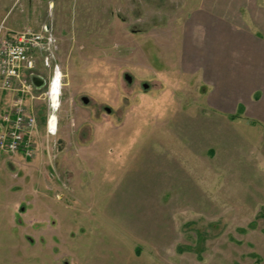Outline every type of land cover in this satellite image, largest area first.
<instances>
[{
	"label": "rangeland",
	"instance_id": "rangeland-1",
	"mask_svg": "<svg viewBox=\"0 0 264 264\" xmlns=\"http://www.w3.org/2000/svg\"><path fill=\"white\" fill-rule=\"evenodd\" d=\"M242 2L0 0L8 33L54 38L35 155L0 154V264H264V70L234 79L215 19L193 21L256 43L264 5Z\"/></svg>",
	"mask_w": 264,
	"mask_h": 264
},
{
	"label": "built area",
	"instance_id": "built-area-1",
	"mask_svg": "<svg viewBox=\"0 0 264 264\" xmlns=\"http://www.w3.org/2000/svg\"><path fill=\"white\" fill-rule=\"evenodd\" d=\"M8 31L0 25V90L9 95L7 107L0 116V154L20 153L30 159L37 150L39 129L37 115L27 102L35 99L33 91L37 89L29 76L40 55L47 54L49 58L54 38L47 27H24L10 34ZM45 64L48 65V59ZM44 95L50 102L49 90ZM47 131L52 133L49 126Z\"/></svg>",
	"mask_w": 264,
	"mask_h": 264
},
{
	"label": "crops",
	"instance_id": "crops-1",
	"mask_svg": "<svg viewBox=\"0 0 264 264\" xmlns=\"http://www.w3.org/2000/svg\"><path fill=\"white\" fill-rule=\"evenodd\" d=\"M239 1L242 2V0H239ZM248 1L249 0H243L244 3L242 2V4L247 5L249 3ZM252 1H253V5H259V6L264 5V0H252ZM210 18H214L215 21L217 22L215 26H212L213 31H216L218 35H222L219 37L223 38L222 40V42L224 43L223 50L225 53H227V56H228L226 64L228 65V68H231L232 72L234 71L236 72L235 75L233 74L234 79H237V76H239V71H241L242 78L252 77L256 79L258 76L257 75L255 76V74L258 72V70L259 69L261 71L264 70V9H263V12H260V15L258 18L260 23H258L257 20L252 21L255 26V29L257 31H260L262 34V40H259L256 38L257 39L256 43L252 42L254 41L253 39H250L245 36L244 33L247 30L245 24L238 25L237 23L235 25V23L234 24L230 23L231 21L228 22L226 21V19L220 16H214L213 14H211V12L209 13L207 11L206 14H202L201 16L196 15L195 20L193 19V21H197L201 23L200 21L202 19H206L209 21ZM7 24H11V23L7 22ZM194 26L195 25H193V27ZM231 44L235 46L234 48L236 50L232 49L230 51L229 46H231ZM233 51L237 52V55L235 57L231 56V53ZM245 54L249 55L248 59L250 57V60L254 61V63L256 62V65L258 66L255 69L253 70L248 69V65L245 63ZM236 58L238 59L236 63L231 61V59L236 60ZM239 82H241V80Z\"/></svg>",
	"mask_w": 264,
	"mask_h": 264
},
{
	"label": "bare ground",
	"instance_id": "bare-ground-1",
	"mask_svg": "<svg viewBox=\"0 0 264 264\" xmlns=\"http://www.w3.org/2000/svg\"><path fill=\"white\" fill-rule=\"evenodd\" d=\"M58 77V76H57ZM59 83V78H54L52 79L50 85H49V97H50V102H51V105H55L56 103V94H57V89H58V84ZM58 100H59V95H58ZM57 100V101H58ZM52 105V107L54 108V106ZM58 105V104H57ZM56 105V106H57ZM55 109V108H54ZM55 124H56V119H55V116L52 114L49 118V121H48V126L50 128V130L53 132L54 131V128H55Z\"/></svg>",
	"mask_w": 264,
	"mask_h": 264
},
{
	"label": "water",
	"instance_id": "water-1",
	"mask_svg": "<svg viewBox=\"0 0 264 264\" xmlns=\"http://www.w3.org/2000/svg\"><path fill=\"white\" fill-rule=\"evenodd\" d=\"M124 79L126 80L127 83L132 82V77L127 73L124 74ZM30 80L33 86L37 89H40L41 87L45 85V81L43 80V78L38 75L32 74L30 76ZM147 87H148V84H143V88H147ZM81 100L83 101V103H87L89 99L86 96H82ZM104 110L108 113L110 112V108L108 107H105Z\"/></svg>",
	"mask_w": 264,
	"mask_h": 264
}]
</instances>
